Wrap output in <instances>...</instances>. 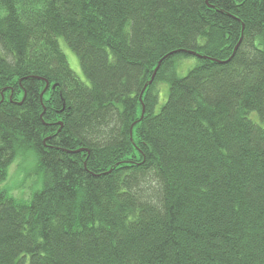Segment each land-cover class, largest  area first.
<instances>
[{"label": "trees", "instance_id": "16d2710c", "mask_svg": "<svg viewBox=\"0 0 264 264\" xmlns=\"http://www.w3.org/2000/svg\"><path fill=\"white\" fill-rule=\"evenodd\" d=\"M28 150L0 264H264V0H0V181Z\"/></svg>", "mask_w": 264, "mask_h": 264}, {"label": "rangeland", "instance_id": "374dc122", "mask_svg": "<svg viewBox=\"0 0 264 264\" xmlns=\"http://www.w3.org/2000/svg\"><path fill=\"white\" fill-rule=\"evenodd\" d=\"M60 47L64 52L70 68L85 83H88L84 75L78 56L66 44L63 38H58ZM196 62L195 57L183 59V65L179 68V74H184L190 66ZM164 88V84H159ZM43 172L38 167V160L35 153L31 150L17 156L7 168V175L0 181V189L18 200H28L33 193L42 187Z\"/></svg>", "mask_w": 264, "mask_h": 264}, {"label": "water", "instance_id": "95a60500", "mask_svg": "<svg viewBox=\"0 0 264 264\" xmlns=\"http://www.w3.org/2000/svg\"><path fill=\"white\" fill-rule=\"evenodd\" d=\"M185 51H186L187 53H189V54H191V55H195V56H197V57L207 58V56L201 55L200 53H198V52H196V51H194V50H185ZM209 58H210V57H209ZM210 59H211V60H215L214 58H210ZM160 61H161V60L158 61V64H157V66L155 67L154 72H153V74H152L150 80L148 81V83H150V82L152 81V79L154 78V75H155V73H156V71H157V68H158V66H159V64H160ZM217 61H218V62H223L222 60H217ZM41 79H42V78H41ZM45 81H46V85H45L44 90L49 86V82H48L47 80H45ZM145 87H146V85H145ZM44 90L42 91L41 95L43 94ZM143 111H144V109L142 108V113H143ZM81 150H83V149L81 148V149H78V150H76V151H81Z\"/></svg>", "mask_w": 264, "mask_h": 264}]
</instances>
